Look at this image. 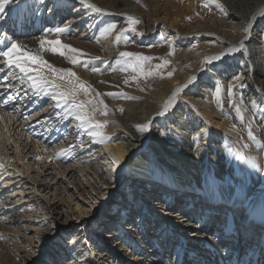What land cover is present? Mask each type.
Segmentation results:
<instances>
[{
    "label": "bare ground",
    "instance_id": "6f19581e",
    "mask_svg": "<svg viewBox=\"0 0 264 264\" xmlns=\"http://www.w3.org/2000/svg\"><path fill=\"white\" fill-rule=\"evenodd\" d=\"M220 1L222 9H214L215 18L200 21L202 17H197L199 21L196 19V23L182 29L180 21L184 13L195 5L193 0L184 4V11L177 0H89L102 12L85 8L80 0H10L0 13V41H3L0 51L6 50V44L18 41L33 53H39L54 67L75 72L91 89L89 96L81 94L80 99L86 100L99 93V98L107 105L108 115H98L97 119L109 121L106 134L110 139L107 144L95 142L77 127L75 119L66 115V108L55 107L56 102L50 96L37 93L27 82L21 83L18 69L0 64V78L13 85L9 89L21 110L18 114L13 106L0 103V116L3 117L0 119V162L4 164L0 167V264H37L36 259L42 257L44 261L38 264H52L55 260L53 264L61 263V260L65 264H94L90 252L100 243H106L107 249L111 248L107 242L111 240L113 244L115 241L112 222L117 218L124 225L122 231L128 247L135 245L140 251L145 250L144 240L148 241L146 237L153 232L151 228V233L147 232L150 230L147 228L157 222L160 215H164V222H167L164 232L167 238H206L204 234L208 235V231L205 228H213L214 220L198 219V223H194L184 204L164 209V201L153 194L156 191L146 194L149 190L145 187L149 185L155 188L171 182L184 184L182 186L190 190L200 188L205 193H210L211 189L223 190L228 194L226 197H230L231 204L224 206L225 212L234 217L235 223L248 221L252 213L257 217L254 221L263 218L264 113L257 114L256 127L250 118L241 125L236 124L240 116L232 106L229 105L225 112L223 103H215L212 98L218 83L224 82L238 69L244 74L242 77L256 88L250 91L254 94L251 100L257 99L260 105H264V0ZM70 7L74 8L73 12L79 19L69 15V19L60 21V16L64 17ZM134 11L143 18L134 38L137 46L140 42L150 43L158 39L159 31L165 32L173 40L172 44L175 43L176 47L170 46L169 51L174 52L176 59L174 67L168 71L173 75L169 78L168 72L163 74L168 80L159 82L157 79L161 77L156 75L155 81L139 83L137 88L125 91L118 89L124 84L126 73L122 68L117 70L123 65L119 53L124 52L121 45L115 43L119 31L115 30L111 35H105L104 31L113 21H121V15ZM49 24L48 28H42V25L46 27ZM249 25V38L245 39L243 29ZM51 26L67 27V31L55 38L64 45L81 50L84 55L76 54L79 59L88 61L90 67L99 71L85 74L80 64L71 68L67 56L72 53L60 56L47 44L41 49L40 41L48 39L45 35L52 32ZM82 27L81 33L79 28ZM198 36L205 43L201 48H207V52L197 57L198 66L187 67L181 62L191 60L192 55L198 52L189 47ZM212 38L214 45L210 41ZM241 40L245 42L246 51L212 61L207 64L205 73L198 76L206 58L224 53L230 47H238ZM6 68L9 69L8 75L3 74ZM44 71L48 72L46 68ZM191 77L196 79L188 84L187 89L184 88L185 94L180 92L175 101L183 105L182 112L173 109L174 103L165 115L159 117L158 113L174 90ZM199 82L203 84L200 86ZM108 93L117 95L109 96ZM185 104L190 112L196 114L193 124ZM145 123H150V129L142 133L137 126ZM171 127L172 136H165L163 132ZM179 131L182 134H178ZM126 134L136 142L134 149L127 145ZM141 135L146 137L143 139ZM106 148L112 156L119 157L118 165L113 163ZM61 150L66 151L62 153ZM159 153L166 161L156 156L161 157ZM241 153L246 158H241ZM171 154L177 157L172 158ZM251 158L259 167L251 163ZM121 180L131 188L127 194L124 191L126 185H121L120 193L115 188ZM136 188L143 190L145 195L136 197ZM67 194L77 201L66 204ZM213 199L209 200V211L218 215L212 205L215 201L225 200L221 196ZM109 200L112 203H108ZM54 204L59 205L54 207ZM130 204L133 207L130 206L131 212H128ZM147 204L152 208L144 212ZM116 208L123 211V216H116L113 211ZM55 209L61 211L55 214ZM72 211L77 213L70 214ZM99 212L105 214L103 219L98 217ZM60 217L64 219L60 221ZM130 217L131 220L145 218L141 221L138 235L133 234L130 226L123 222L124 218ZM174 220H182L183 223L179 225L181 222ZM259 228H254L256 237L262 232ZM241 230L244 233L248 231L246 226ZM57 235L60 239H55ZM120 244L123 245L122 242ZM30 250L34 253H26ZM148 250L142 255L146 261L140 264H153V251Z\"/></svg>",
    "mask_w": 264,
    "mask_h": 264
},
{
    "label": "snow or ice",
    "instance_id": "6c2138e0",
    "mask_svg": "<svg viewBox=\"0 0 264 264\" xmlns=\"http://www.w3.org/2000/svg\"><path fill=\"white\" fill-rule=\"evenodd\" d=\"M81 4L92 11L102 12L103 10L96 5L89 2V0H80ZM10 3V0H0V13H2L5 9V6ZM210 3L217 4L218 7H222L219 5L218 0H205L203 4L204 8H209ZM264 15V13H262ZM141 21L138 18L129 16L128 17V28L121 30L115 36V43L118 45L123 39L124 42H127L125 33L128 31L135 32L136 25H138ZM116 30V25H110L105 29V35H111ZM251 26H246L243 31L246 34L245 39L249 38ZM67 31V27L57 28V34L63 33ZM165 37L161 35V40H164ZM3 43V41H0ZM50 46V50L54 53L59 52L60 56H65L66 53H72L73 55H68L67 58L72 64H81L82 61L79 59L78 55H84L81 50L71 47L70 45H64L59 39L48 41L42 39L40 41L41 49H44L45 45ZM6 50L0 51V64H5L9 69L15 68L18 69L21 74L18 79L21 83H28V86L36 91L37 93H42L45 96H50L52 100H54L55 107L57 108H66V115L75 119L78 124L77 127L87 134L89 137L93 138V140L97 143L107 144L110 137L106 134V129L109 124L108 120H100L97 119V116H107L108 108L104 103L103 99H100L99 93H96L95 96H92L89 99H80L81 94L84 96H89L91 89L84 82H82L77 74L70 69H61L56 68L48 61H46L39 53H33L30 49H27L25 45L21 44L18 41H12L10 45H5ZM241 50H247L244 40L239 42L238 47H230L224 53H220L214 55L212 57L206 58L204 60L205 64H210L214 60H220L223 56L232 54L234 52H239ZM174 54V52L172 53ZM120 57L124 58L128 63L129 67L132 69L134 73H139V75L144 76L145 78L152 75H159L161 78H164L162 70L167 67L170 63V60L163 59L162 63L155 64L154 66H150L146 68V65H149L150 62L154 59L153 57L145 56L138 53L133 52H120ZM96 59H99L97 57ZM87 67V63L84 64ZM47 69L46 73L44 69ZM125 71L127 69H124ZM92 71H99L97 68H93ZM115 71V69H114ZM168 77L170 78L173 73L168 72ZM132 80H137L138 77L133 75L131 77ZM196 78L191 77L185 84L178 86L171 97L165 102L163 106V110L158 113V115H165L174 105L177 96L180 92L188 86L192 81ZM237 80L240 77L236 78ZM63 82V83H61ZM125 84L129 83L128 79H125ZM7 88L13 87V85L9 82L6 84ZM235 87V85H233ZM220 88H217L216 94L220 95ZM109 96H115V93H108ZM123 111V109H120ZM237 111H240L237 109ZM27 119V117H24ZM0 119H3L0 116ZM241 119H243V114L241 113ZM140 132H147L150 129V123L140 124L137 126ZM251 136V132H249ZM252 139H255L252 136ZM109 152V155L112 156V153L107 148L105 149ZM66 150H61V152H65ZM241 158L244 157L243 153L240 154ZM37 159H41V157H37ZM112 161L114 164L118 165L120 163L119 157L112 156ZM251 163L254 166L259 167L257 165L254 158H251ZM4 164L0 162V167H3ZM114 171V169H113Z\"/></svg>",
    "mask_w": 264,
    "mask_h": 264
},
{
    "label": "rangeland",
    "instance_id": "374dc122",
    "mask_svg": "<svg viewBox=\"0 0 264 264\" xmlns=\"http://www.w3.org/2000/svg\"><path fill=\"white\" fill-rule=\"evenodd\" d=\"M190 2V0H177V3H178V5L182 8V11H184V8H183V6H184V4L186 3V2ZM193 1H195L196 3H195V5H196V7H195V5L191 8V10H189V12H186V13H184V15H183V19L180 21L181 22V24H180V26H181V28L182 29H187V27L189 26V24H190V26L192 25V24H194V23H196L197 21H199V17H202V18H200L201 20L200 21H203V20H205V21H210L211 19H212V17L213 18H215L216 16L213 14V13H215V11L216 10H218V9H222L221 7H218L217 6V4L215 5L214 3H210V5H209V8H204L203 7V4L205 3V0H193ZM201 1V2H200ZM218 3H219V5H221V1L220 0H218ZM199 6H198V5ZM201 4V5H200ZM201 6V7H200ZM213 6V7H212ZM195 7V8H194ZM202 7H203V9H202ZM199 10H198V9ZM212 8V9H211ZM212 11H211V10ZM214 9H216V10H214ZM73 10H74V8L73 7H70L68 10H67V12H66V14H65V16L64 17H62V16H60V21H62V20H66V18H68L69 19V15L71 16V17H77L78 16V14L77 13H74L73 12ZM197 10V11H196ZM181 11V12H182ZM200 11V12H199ZM211 11V12H210ZM71 12V13H70ZM200 14H199V13ZM209 12V13H208ZM212 13V14H211ZM223 13H224V15L226 14L227 15V12H224V10H223ZM202 14V15H201ZM204 14V15H203ZM209 14V15H208ZM201 15V16H200ZM208 15V16H207ZM122 17H123V19L121 20V21H119V22H116V21H113L112 22V24L111 25H116V30H118L119 32L121 31V30H123V29H127L128 28V17L129 16H132V17H135V18H138L140 21L141 20H143V18L142 17H140V16H137L136 15V12L134 11V12H129L127 15H121ZM198 17V18H197ZM204 17V18H203ZM65 18V19H64ZM206 18H208V19H206ZM79 18H76L75 20H78ZM196 19H197V21H196ZM183 23V24H182ZM140 24H141V22L138 24V25H136V29H138V27L140 26ZM186 24V26H184ZM51 24H49V25H47L46 27H45V25H42V28L44 29H46V28H48L49 26H50ZM189 26V27H190ZM178 27V26H177ZM184 27V28H183ZM188 27V28H189ZM57 28H59V27H56V26H51V33H49V34H46L45 35V37L46 38H48L47 40L48 41H52L53 39H56L55 37H58V35L59 34H57V32H56V29ZM80 29V32L82 33V31H83V27L82 28H79ZM79 32V33H80ZM137 33V31H135V32H131V31H128V32H126L125 33V36H126V39H127V42L125 43L124 42V40L122 39L121 40V42L118 44L120 47H121V49L124 51V52H133V53H138V54H142V55H145V56H149V57H153L154 59L150 62V64L149 65H146V68H148V67H150V66H154L155 64H158V63H162V60L163 59H168V60H170V63L167 65V67H165L163 70H162V72H164V70H165V72L163 73V74H165V73H167L168 71H171L172 70V67H174V65H175V59H176V55H174V54H172V52L171 51H169V49H170V46H174L173 48H175L176 46H175V43L174 44H172V41L173 40H170L169 38L170 37H168V35L165 33V32H158V36H159V38L158 39H156V40H153L152 42H150V43H141L140 42V44L137 46V42L135 41V34ZM42 35H43V33H42ZM161 35H163L164 37H165V39L164 40H161ZM199 35H201V34H199ZM201 36H198L197 38H195L194 40H193V42H192V46L190 45L189 47H190V49H192L193 51H195V50H197L198 52L197 53H194L192 56H193V58L191 59V60H188L187 62H181L182 64H184L185 66H187V67H190V66H198L199 65V61H197L198 60V58L197 57H200V55L202 54V53H204V52H207V48H205V47H203V49L201 48V46H203V45H201V44H203L204 42H202V38H200ZM264 40V39H263ZM196 41V42H195ZM210 41H212L213 42V44L210 42ZM210 41H209V44H212V45H214L215 43H214V41H213V38L212 39H210ZM169 43V44H168ZM263 43H264V41H263ZM159 44V45H158ZM171 44V45H170ZM205 44V43H204ZM159 46V47H158ZM158 47V48H157ZM218 47V46H217ZM162 48V49H161ZM164 48V49H163ZM161 49V50H160ZM199 49H201V50H199ZM146 50V51H145ZM158 50V51H157ZM162 50H164V51H162ZM168 50V51H167ZM160 51V52H159ZM169 52H170V54H169ZM160 53V54H159ZM162 54V55H161ZM197 55V56H196ZM155 56V57H154ZM104 57L105 56H103V59H102V61H104ZM195 57V58H194ZM228 57H230V56H228ZM193 59H195V61L193 60ZM192 61V62H191ZM197 61V62H196ZM70 62V61H69ZM85 62L87 63V67H85L84 66V64H85ZM173 62H174V64H173ZM122 63H123V65H122V67H120V68H117V70H120L121 68H122V70H124V69H127L125 72V75H124V81H125V79H128L129 80V83H127V84H123L120 88H118L119 90L121 89V90H125V91H130L131 89H133V88H137V86H139L138 84L140 83H146V82H150V81H155L156 79V75H152V76H148V77H144V76H141V75H139V73H134L133 71H132V69L129 67V65H128V63L125 61V59L123 58V61H122ZM71 64V68L73 69V67L76 65L77 66V64H72V63H70ZM80 65H82L83 66V72L85 73V74H87V72H89L90 71V73L92 72V67H90V63L88 62V61H85L84 60V62H82ZM170 65H171V68H170ZM201 66V65H200ZM206 66H207V64H205L204 65V67H203V69L202 70H200L199 72H198V76H200V75H202L203 73H205V70H206ZM96 67H100L99 65H97ZM112 72H115L114 70H112ZM89 73V74H90ZM240 75V79L239 80H237L236 78V76H238L239 77V75ZM234 74V75H233ZM237 74V75H236ZM133 75H135V76H137L138 77V80H132L131 79V77L133 76ZM242 76H244V74L241 72V70H235L233 73H231L230 75H228L227 76V79L224 81V82H220V83H218V85L215 87V89H214V96H213V98H212V101H214L215 103H216V101L218 102V103H220V102H222L223 103V105H222V107H224V111H225V109L226 110H228V108H229V105L230 106H232V108H233V110L240 116V120L239 121H235V123L237 124V122L240 124H243V121L245 122V120H246V118H250V120L252 121V123H253V125L256 127V116H257V114L259 113V112H262V113H264V105H260V101L259 102H257V99H252L251 100V98H253V97H251V96H253L254 94L251 92L250 93V91H253V88H254V91H255V87H253V86H251L250 85V83H249V81L248 80H246L245 78H243ZM150 77V78H149ZM233 77H234V79H235V81L233 80ZM141 78V79H140ZM145 81H144V80ZM148 79V80H147ZM163 79H167V77H164V78H159V79H157L159 82L160 81H162ZM202 79V77L199 79V81ZM142 80V81H141ZM168 80V79H167ZM166 80V81H167ZM229 80V81H228ZM139 81V82H138ZM227 81V82H226ZM138 82V83H137ZM234 83V85H235V87H233V85H231V84H233ZM136 84V85H135ZM201 84H203V82H199V84L198 85H200L201 86ZM221 84V85H220ZM223 84V85H222ZM190 85H188L187 86V88L189 87ZM220 86H222V87H220ZM232 86V87H231ZM196 87H198V86H196ZM228 87V88H227ZM186 88V89H187ZM217 88H220V95L219 96H217V94H216V90H217ZM186 89H183L182 91H184V93L183 94H185V90ZM253 94V95H252ZM121 95H122V92H121ZM247 95V96H246ZM163 96H165L164 94H163ZM248 96H250L249 98H248ZM239 97V98H238ZM247 97V98H246ZM156 100H159L158 98H155ZM249 99V100H248ZM222 100V101H221ZM245 100V101H244ZM254 100V101H253ZM262 100V99H261ZM230 104H229V103ZM257 102V103H256ZM228 104V105H227ZM245 104V105H244ZM185 106H186V111H187V115L189 116V117H191L193 120V122H192V124L193 123H195V120H194V118H195V116H196V114H193L192 112H190V108L187 106V104H185ZM251 109H250V108ZM175 108H177V110H178V112L180 113V112H182V110H183V105L181 104V102L180 101H177L176 103H175V105L173 106V109H175ZM173 109H172V111H173ZM237 109H239L240 111H237ZM249 111V112H248ZM226 112V111H225ZM241 113L243 114V119H241ZM245 114V115H244ZM250 115H252V116H250ZM159 116V115H158ZM161 116V115H160ZM159 116V117H160ZM251 118H253V119H251ZM240 124V125H241ZM248 125V127H249V124H247ZM174 126V125H173ZM172 126V127H173ZM68 127H70V126H68ZM172 127L170 128V129H167V130H165L163 133H164V135L165 136H172V132H173V130H172ZM197 129V125L194 127V130H196ZM172 131V132H171ZM43 131H41L40 133H42ZM193 132V131H192ZM189 133V132H188ZM178 134H182V132H178ZM178 134H176V135H178ZM243 134V135H242ZM241 136H244V133H241ZM146 136L145 135H141V138H145ZM126 142H127V145L129 146V147H131L132 149H134L135 147H136V142L133 140V138L131 137V135L130 134H126ZM151 145H154V142H151ZM153 147V146H152ZM155 149V148H154ZM158 153V152H157ZM160 154V153H159ZM161 155V154H160ZM158 158H161V159H163L164 161H166L164 158H162V155H161V157L160 156H158V155H156ZM175 156V155H174ZM174 156L171 154V156L170 157H172V158H174ZM177 156H175V158H176ZM128 183H130L129 181H128ZM115 188H117V187H115ZM121 189V188H120ZM117 190V189H116ZM122 191V190H121ZM134 193H135V196L137 197V196H139L140 194H143V196L145 195V193L143 192V190H138V188H136V189H134ZM140 193H139V192ZM149 192L150 191H147L146 192V194H149ZM119 193H120V191H119ZM148 198V197H147ZM66 201H67V203L66 204H70V202H76L77 201V199L74 197V198H72L71 197V194H67L66 195ZM112 203V201L111 200H109L108 201V203ZM59 204H54L53 206L54 207H56V206H58ZM150 205V204H149ZM106 208H108V207H106ZM61 210H57V209H55V214L56 213H58V212H60ZM105 212H106V209L104 210ZM104 212V213H105ZM73 213H77L76 211H72V212H70V214H73ZM98 217L100 218L101 217V219H103L102 217H105V214L104 215H101V213L99 212V215H98ZM64 218H61L60 217V221L61 220H63ZM176 219V218H175ZM174 221H177V222H181V223H178L179 225L180 224H182L183 222H182V220H174ZM55 226V225H54ZM53 226V230L55 231L56 230V227H54ZM151 227H149V228H147V230L148 229H150ZM146 230V231H147ZM255 236H257V233H256V235ZM55 239H60V236L59 235H57V237L55 238ZM55 242H57L58 243V241L56 240ZM144 248H147L146 246H144ZM43 252H45V251H43ZM26 253H34L32 250H30V251H27ZM36 255V254H35ZM34 255V256H35ZM36 260H38L37 261V264L40 262V263H42V261H44V257H42L41 259H36ZM144 260V262L146 261V258L145 259H143ZM46 261V260H45ZM43 264H46V263H44L43 262ZM154 264H160V263H158V262H155Z\"/></svg>",
    "mask_w": 264,
    "mask_h": 264
},
{
    "label": "built area",
    "instance_id": "2783aa9c",
    "mask_svg": "<svg viewBox=\"0 0 264 264\" xmlns=\"http://www.w3.org/2000/svg\"><path fill=\"white\" fill-rule=\"evenodd\" d=\"M161 200V199H160ZM162 202V200H161ZM149 205V204H147ZM132 204L129 205V207L127 208V210L131 209ZM151 206V205H150ZM114 212H116V216L120 217L123 216V211H121L119 208H116V211L114 209ZM131 212V211H128ZM161 212V210H160ZM134 216V214H133ZM160 216H164V215H160ZM139 216L137 215V218ZM138 221L137 219H133L131 220L130 218H124L123 222L127 223L128 226H130L131 228V232H133V234L137 235V230H138ZM156 225L159 227L162 226L164 223V218H159V220L157 222H155ZM112 230L114 231L113 234H115L114 239L115 241L113 242V244H111V240L109 242H107L109 245H111L110 249H107L105 247L106 243H100L98 247L95 248H101L103 250L100 249H95L93 248L90 252L91 255H94V264H140V262L143 261V257L142 256H135L133 255V252L131 251V248L128 247L127 243L125 242V232H124V236H122V228H124V225L120 223L119 218H117L114 223L112 222ZM105 226V225H104ZM104 226L101 228L104 229ZM98 229V228H97ZM99 230V229H98ZM152 230H150L151 233ZM153 234V232H152ZM151 234V235H152ZM120 242L123 243V245L120 244ZM94 251H96V253H94ZM152 257H154V255H152ZM111 260V261H110ZM139 262V263H138ZM160 264H162V262L160 261H156ZM154 264V263H153Z\"/></svg>",
    "mask_w": 264,
    "mask_h": 264
}]
</instances>
